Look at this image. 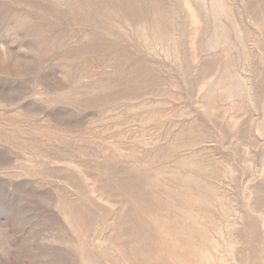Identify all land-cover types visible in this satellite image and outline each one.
<instances>
[{
  "label": "rangeland",
  "instance_id": "obj_1",
  "mask_svg": "<svg viewBox=\"0 0 264 264\" xmlns=\"http://www.w3.org/2000/svg\"><path fill=\"white\" fill-rule=\"evenodd\" d=\"M0 264H264V0H0Z\"/></svg>",
  "mask_w": 264,
  "mask_h": 264
}]
</instances>
